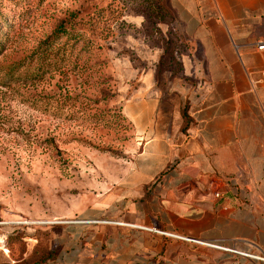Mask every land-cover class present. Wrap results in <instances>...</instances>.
<instances>
[{
    "label": "rangeland",
    "instance_id": "rangeland-1",
    "mask_svg": "<svg viewBox=\"0 0 264 264\" xmlns=\"http://www.w3.org/2000/svg\"><path fill=\"white\" fill-rule=\"evenodd\" d=\"M173 20L164 0H0L1 260L102 264L147 238L124 224L143 202L121 111L188 79Z\"/></svg>",
    "mask_w": 264,
    "mask_h": 264
},
{
    "label": "crops",
    "instance_id": "crops-1",
    "mask_svg": "<svg viewBox=\"0 0 264 264\" xmlns=\"http://www.w3.org/2000/svg\"><path fill=\"white\" fill-rule=\"evenodd\" d=\"M164 7L188 45V79L144 82L122 105L140 138L125 179L143 202L124 224L147 238L119 241L102 264H264V83L250 82L264 68V0Z\"/></svg>",
    "mask_w": 264,
    "mask_h": 264
},
{
    "label": "built area",
    "instance_id": "built-area-1",
    "mask_svg": "<svg viewBox=\"0 0 264 264\" xmlns=\"http://www.w3.org/2000/svg\"><path fill=\"white\" fill-rule=\"evenodd\" d=\"M256 47H257V48H262V47H263V44L259 41V42L256 44ZM250 82H251L252 85H253V84H257V83H264V68L259 69V71H258V77L252 78V79L250 80ZM167 234L173 235V233H167ZM176 236H179V237H181V238L192 239V238H190V237H186V236H182V235H176ZM206 243H208V242H206ZM209 244H211V245H215V244H213V243H209ZM229 250H232V251H233L234 249L229 248ZM245 254L250 255V256H255V257H263V256H261V255H256V254H248V253H245Z\"/></svg>",
    "mask_w": 264,
    "mask_h": 264
},
{
    "label": "trees",
    "instance_id": "trees-1",
    "mask_svg": "<svg viewBox=\"0 0 264 264\" xmlns=\"http://www.w3.org/2000/svg\"><path fill=\"white\" fill-rule=\"evenodd\" d=\"M171 14V13H170Z\"/></svg>",
    "mask_w": 264,
    "mask_h": 264
}]
</instances>
